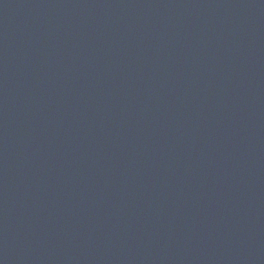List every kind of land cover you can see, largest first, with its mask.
<instances>
[{
    "label": "water",
    "instance_id": "obj_1",
    "mask_svg": "<svg viewBox=\"0 0 264 264\" xmlns=\"http://www.w3.org/2000/svg\"><path fill=\"white\" fill-rule=\"evenodd\" d=\"M0 264H264V0H0Z\"/></svg>",
    "mask_w": 264,
    "mask_h": 264
}]
</instances>
